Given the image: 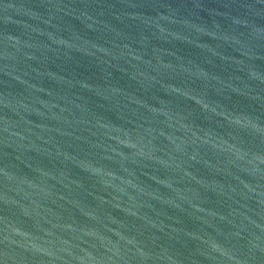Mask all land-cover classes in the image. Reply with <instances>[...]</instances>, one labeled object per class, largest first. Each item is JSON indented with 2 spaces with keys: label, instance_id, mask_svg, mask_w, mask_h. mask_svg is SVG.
<instances>
[{
  "label": "water",
  "instance_id": "obj_1",
  "mask_svg": "<svg viewBox=\"0 0 264 264\" xmlns=\"http://www.w3.org/2000/svg\"><path fill=\"white\" fill-rule=\"evenodd\" d=\"M0 264H264V0H0Z\"/></svg>",
  "mask_w": 264,
  "mask_h": 264
}]
</instances>
